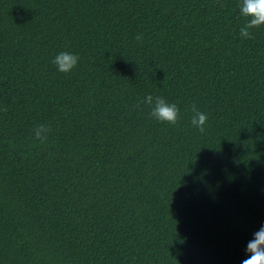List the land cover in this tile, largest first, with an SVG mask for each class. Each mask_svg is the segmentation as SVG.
Returning <instances> with one entry per match:
<instances>
[{
    "label": "trees",
    "instance_id": "16d2710c",
    "mask_svg": "<svg viewBox=\"0 0 264 264\" xmlns=\"http://www.w3.org/2000/svg\"><path fill=\"white\" fill-rule=\"evenodd\" d=\"M221 2L0 0V264L250 257L264 226V26L241 38L240 0ZM61 51L81 57L70 73L51 62ZM147 94L176 103L178 123L137 108ZM38 123L52 128L43 144Z\"/></svg>",
    "mask_w": 264,
    "mask_h": 264
},
{
    "label": "clouds",
    "instance_id": "9594fccd",
    "mask_svg": "<svg viewBox=\"0 0 264 264\" xmlns=\"http://www.w3.org/2000/svg\"><path fill=\"white\" fill-rule=\"evenodd\" d=\"M220 7H223L221 0H217ZM240 15L246 18V22L239 28V35L243 39H252L253 29L264 26V0H240L238 5ZM137 41H143V34L138 33L135 36ZM81 57L77 53L70 51H61L52 59V63L57 70L62 73H70L75 69ZM148 106L151 111L149 115L159 122H166L170 125H176L180 120V109L176 103H169L165 98L159 95L147 94L141 98L136 107ZM7 106L0 107V111L7 112ZM190 111L191 125L199 132L206 131L208 114L199 110L193 103ZM52 131L48 123H38L31 130L32 139L41 144L46 143ZM246 252L251 253L250 257L241 261V264H264V226L254 233V238L247 244Z\"/></svg>",
    "mask_w": 264,
    "mask_h": 264
}]
</instances>
